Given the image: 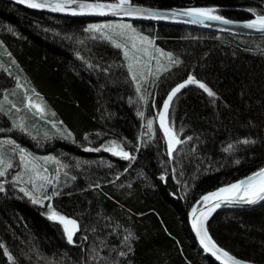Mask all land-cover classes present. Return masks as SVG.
Returning <instances> with one entry per match:
<instances>
[{
	"label": "trees",
	"instance_id": "trees-1",
	"mask_svg": "<svg viewBox=\"0 0 264 264\" xmlns=\"http://www.w3.org/2000/svg\"><path fill=\"white\" fill-rule=\"evenodd\" d=\"M133 3L163 8L215 5L222 15L237 20L250 18L243 9L264 14V0ZM100 22L48 15L0 0V104L11 108L9 98L17 103L14 93L22 83L44 100L48 121L34 127L25 117L29 131L24 132L13 126L12 116L0 113V140L11 136L33 155H54L66 165L48 186L59 195L37 204L11 179L22 168L19 151L6 147L4 155L12 159V167L0 176L5 182L0 191V264H216L194 241L188 213L204 192L264 166V37L137 24L158 47L181 60L166 70L153 66L147 102L142 104L122 49L102 33L86 30L89 23ZM160 62L164 65L165 57ZM189 74L217 95L196 85L175 95L168 121L182 143L169 156L157 125L153 146L135 147L139 112L153 104L160 108L170 89ZM15 109L12 115L17 117L21 110L14 114ZM53 121L64 135L53 134ZM112 140L131 151L133 161L99 147ZM47 168L55 175L54 161L49 160ZM22 179L27 183V176ZM49 203L78 220L75 243L67 240L59 221L45 215ZM208 227L226 250L264 263V202L217 212ZM5 247L15 260L8 259Z\"/></svg>",
	"mask_w": 264,
	"mask_h": 264
},
{
	"label": "snow or ice",
	"instance_id": "snow-or-ice-1",
	"mask_svg": "<svg viewBox=\"0 0 264 264\" xmlns=\"http://www.w3.org/2000/svg\"><path fill=\"white\" fill-rule=\"evenodd\" d=\"M20 3L27 4L36 9H51L61 13L72 14H108L112 13L117 16L126 17H143L145 15L160 17L164 19H175L177 13L183 12L193 18V22L204 23L207 21H224L225 23L234 24L240 23L239 21L229 20L224 15H221L217 7L218 6H193L187 7L182 10L171 9L170 12L173 15L169 16L166 13H159L150 8H145L141 5L133 3V0H19ZM248 11L255 13L254 18L242 21L248 27L256 29L260 32H264V14H260L256 9H248ZM86 30L92 32L93 35L99 32L102 33V38L111 42L118 49H122L123 57L127 62V70L131 74V79L135 81L136 90L140 93L141 98L147 102V97L141 92V81L148 80L149 76L153 74V60L156 61V68L163 69L164 65L161 64L160 58H167V66L171 68L174 64L181 63L179 57L174 58L172 52H165L163 48L154 45V39L146 35L144 32L138 30L131 21H104L100 23H89L86 26ZM154 53L158 55H154ZM77 55H80L77 53ZM160 72L155 73L159 76ZM11 75V73H9ZM20 78L17 77L19 82ZM155 83V81H153ZM195 84L201 89L205 90L210 96H216L217 93L203 80L198 79L195 75L189 74L186 79L176 83L174 87L167 93V98L163 100V110L158 113L160 128L163 129L164 136L167 138L168 154L171 156L173 150L182 141L177 134L174 127L168 121V113L170 102L173 97L185 88L186 85ZM18 87L25 89V85L18 83ZM38 95V93H37ZM26 106L32 108L37 114H43L45 107L42 103L33 100L25 89ZM5 99H7V93H5ZM16 105L13 103L11 108H4L3 104H0V113H5L8 116H12V124L14 127L21 129L24 132H28L29 129L25 124L23 118H17L12 115V108ZM141 116L143 112L139 113ZM53 126L55 122L53 121ZM148 128L153 129V120L148 119ZM57 133L60 135L65 134L64 129H57ZM183 131V129H180ZM49 133H45V136ZM69 138H72L70 130L67 131ZM87 136V133L85 134ZM187 140H191V137H185ZM244 143H249L248 138H244ZM8 145H11L10 151L15 153L19 151V161L21 171L12 175L11 179L18 182L16 186L21 187L28 197L37 204H45L46 201H51L52 197L59 195L55 189H48V186L53 184L58 177L62 167H66L62 162L54 155L46 157L35 156L22 148L11 136H6L0 140V176L8 175V170L12 167V159L5 157L4 152ZM100 148L107 147L109 152L114 153L116 156L132 159L133 153L128 151L122 143L117 140L102 143ZM137 148L139 145L136 146ZM228 150L232 149V144H229ZM43 160L44 163L40 161ZM51 160L56 164V173L53 175L47 168V162ZM239 162V161H237ZM127 169H125L126 171ZM161 175H164L163 173ZM27 176V183L22 177ZM31 185V188L28 185ZM96 186V185H94ZM5 190V182L0 180V191ZM51 192V195L48 194ZM40 193V195H37ZM264 201V166L259 167L256 171L237 179L234 182L223 184L220 187L215 188L212 191H208L200 196L199 200L193 205L191 209L192 227L195 229L199 242L203 246V250L211 253L223 264H252L251 261L239 259L231 251L222 247L211 235L207 221L212 216L213 212L221 206L223 202L230 203H249L255 204L257 202ZM47 215L53 221H59L63 225V230L66 233L67 240L75 243L73 239L75 232L79 228L78 220L64 214L62 211H58L51 203L46 205ZM132 234L129 233L125 237L127 240ZM4 252L7 254L8 259L15 260L13 254L5 247ZM121 256L127 255L126 252H121Z\"/></svg>",
	"mask_w": 264,
	"mask_h": 264
},
{
	"label": "bare ground",
	"instance_id": "bare-ground-1",
	"mask_svg": "<svg viewBox=\"0 0 264 264\" xmlns=\"http://www.w3.org/2000/svg\"><path fill=\"white\" fill-rule=\"evenodd\" d=\"M4 1V0H3ZM6 2V1H5ZM9 3V2H8ZM137 5H141V6H145V7H148V8H150V9H154V10H157V9H166V8H163V7H155V6H151V5H145V4H137ZM187 7H193V6H185V7H168V9H170V8H187ZM236 9H239V8H236ZM217 10H218V12L220 13V10H221V8H218L217 7ZM245 12H248V13H250V18H248V19H252V18H254V13H251L250 11H248L247 9H243ZM47 14V13H46ZM221 14V13H220ZM48 15H51V14H48ZM222 15V14H221ZM53 16H59V15H53ZM60 17H67V18H78V17H68V16H60ZM228 18V17H227ZM83 19H90V20H99V21H102V22H104V21H125V20H128V21H131L133 24H134V26H136L137 27V24H149V25H153V26H157V24H159V25H165V26H179V27H185V28H189V29H193V30H202V31H208V32H212V33H216V34H221V35H231V36H239V37H248V38H257V37H264V36H243V35H237V34H232V33H228V32H220V31H214V30H209V29H204V28H199V27H195V25L194 26H192V25H185V24H175L174 22H172V21H170V22H161V23H159V22H153V21H150V20H139V19H113V18H108V19H105V18H98V19H91V18H83ZM228 19H230V18H228ZM248 19H243V20H239V21H244V20H248ZM230 20H237V19H230ZM155 39H154V45L155 46H157V44L155 43ZM111 43V42H110ZM113 45V44H112ZM165 60H166V63L164 64V70H166L167 68H168V66H167V58L165 57ZM156 64V63H155ZM155 68H156V66H155ZM157 69V68H156ZM155 76V75H154ZM150 77V76H149ZM150 85V83H149V79L148 80H146V83L143 85L142 84V86H141V92H143V94H144V96H146L147 97V88H148V86ZM189 85H195V84H189ZM26 86V85H25ZM187 86V85H186ZM196 86H198V85H196ZM16 88H18V87H16ZM22 89V88H21ZM25 89H27V92L28 93H31V94H37V92L35 91V90H33L32 88H29L28 86H27V88L25 87ZM25 89H22V92H19L20 90L19 89H16V94H18L17 95V99H20L21 97L22 98H24V97H26L25 96ZM135 91H136V95H137V97L138 98H140V100H141V102H142V104H143V102L145 101L144 99H142L141 98V95H140V93H138L137 92V90H136V86H135ZM205 91V90H204ZM206 92V91H205ZM39 96V95H38ZM15 97V96H14ZM40 97V96H39ZM176 96H174L173 97V100L170 102V104L172 103V102H174V98H175ZM166 98H167V96H166ZM40 101H41V103L44 105V100L40 97ZM18 105V104H17ZM19 105H23V104H20V102H19ZM18 105V107L20 108V110H21V113L20 114H22V109H21V107ZM161 106H163V104L161 105ZM160 106V108H158L157 109V105L155 106L154 104L153 105H151V107L150 108H148V109H146V110H144V111H140L139 113H141V112H143L144 113V115L143 116H141L140 114H139V119H140V121H139V125L137 126L136 125V128H135V130H134V136L133 137H135L134 138V145H135V147L137 146V145H139V147H138V149L139 148H144V147H146V146H150V147H152L153 146V144H154V140L153 139H151V137L153 136V137H155V133H156V136H157V131H155V129H154V127L155 128H157V125H158V127L160 128V126H159V124H160V121H159V116H158V118H157V114L160 112V111H162L163 110V107H161ZM27 109V110H25V117H26V120H28V122L32 125V126H34V127H39V126H41L42 124L41 123H45V124H48V121L47 120H45L44 119V114H37V112L36 111H34L32 108H28V107H23V109ZM45 113V112H44ZM150 117V118H152V120H153V129L152 130H150L149 128H148V125H147V122H146V118L147 117ZM156 119H157V121H156ZM50 123V122H49ZM39 124H41V125H39ZM50 125H52L51 127H52V129L53 130H51V131H53V134L55 135L56 133H54L55 131H56V127L55 126H53V123L52 124H50ZM173 126V125H172ZM45 129L48 131V129L45 127ZM161 129V132H162V134H163V137H164V140H165V143H166V148H167V152H168V146H167V138L164 136V133H163V129L162 128H160ZM40 131L42 132V133H44L45 132V130L44 129H40ZM145 138H147L148 139V141L147 142H145ZM143 141H144V143H143ZM104 151H106V150H104ZM174 151V150H173ZM107 152V151H106ZM109 154H112V155H114V156H116L114 153H112V152H108ZM116 157H119V156H116ZM133 157H134V155H133ZM120 158H124V157H120ZM125 160H131V161H133V159H127V158H124ZM250 175V174H249ZM245 177V176H244ZM243 177H241L240 179H242ZM222 186V185H221ZM220 187V186H219ZM214 190V189H213ZM210 191H212V190H210ZM208 192V191H207ZM204 193H206V192H204ZM203 193V194H204ZM203 194H201V195H203ZM200 195V196H201ZM200 196H199V198H200ZM199 198L196 200V202L199 200ZM196 202L193 204V205H195L196 204ZM263 203V202H262ZM193 205L191 206V209H192V207H193ZM260 205V204H259ZM257 207V206H256ZM191 209H190V211H189V213H188V216H189V214L191 213ZM251 209V208H250ZM227 210H236V209H227ZM226 209H224V210H220V211H227ZM220 211H218V212H220ZM217 213V212H216ZM215 213V214H216ZM214 214V215H215ZM214 215H212V217L210 218V220H209V222H208V225H209V223L211 222V220H212V218L214 217ZM189 225V224H188ZM189 230H190V232H191V234H192V236H193V238H194V241L196 242V238H195V236H194V234L192 233V231H191V229H190V227H189ZM199 248V247H198ZM200 249V248H199ZM201 250V249H200ZM202 251V250H201ZM202 253H203V251H202ZM204 254V253H203ZM206 255V254H205ZM237 258H239V257H237ZM241 259V258H240ZM213 261V260H212ZM257 263V262H256Z\"/></svg>",
	"mask_w": 264,
	"mask_h": 264
},
{
	"label": "water",
	"instance_id": "water-1",
	"mask_svg": "<svg viewBox=\"0 0 264 264\" xmlns=\"http://www.w3.org/2000/svg\"><path fill=\"white\" fill-rule=\"evenodd\" d=\"M4 1L12 3V4L20 6V7H23V8H26V9H29V10H32V11L43 12V13H47V14H51V15L78 17V18H91V19H98V18L139 19V20H150V21L159 22V23L172 21L175 24H185V25H192V26L195 25V27L197 26L199 28H204V29H209V30H214V31H220V32H228V33L243 35V36H264V32H260L256 29L250 28L246 24L242 23V21H239V20H236V21H239L240 23H234V24L225 23L224 21H207V20L204 23H196V22H193L192 17H190L186 14H183L182 11L175 14L176 15L175 19H164L163 16L155 17V16H148V15H145L143 17H126V16H117V15L112 14V13H108V14H72V13H61L58 11H53L51 9L32 8L27 4L20 3L19 0H4ZM143 7H145V6H143ZM145 8H148V7H145ZM171 9L182 10L184 8H170V9L166 8V9H157V10L152 9V10L159 12V13H166L169 16H171V15H173V13L170 12ZM262 202H264V201L257 202L255 204H249V203H244V202H241V203L223 202L221 204V206L218 207L213 212L212 215H214L216 212H218L220 210H224V209H226V210L227 209L244 210V209L254 208V207L258 206L259 204H261ZM211 217H209V220ZM209 220L207 221V224H208ZM188 224H189V227H190L192 233L194 234V236L196 238V243H197L198 247L203 251V253L206 254L216 264H223L222 261L218 260L211 253H208V252L203 250V246L199 242V237H197L195 229L192 227V217L190 214L188 216ZM252 264H264V263L252 262Z\"/></svg>",
	"mask_w": 264,
	"mask_h": 264
},
{
	"label": "rangeland",
	"instance_id": "rangeland-1",
	"mask_svg": "<svg viewBox=\"0 0 264 264\" xmlns=\"http://www.w3.org/2000/svg\"><path fill=\"white\" fill-rule=\"evenodd\" d=\"M154 55H158V54H156V53H154ZM155 63H156V61L155 60H153V62H152V64H153V66L155 65ZM135 82V81H134ZM146 83V81L145 80H142L141 81V86H142V84L144 85ZM17 87H18V85H17ZM17 89H19L20 91L19 92H22V89L21 88H17ZM32 98H33V100H35V101H38V102H40L41 103V101H40V97L37 95V94H31V93H28ZM17 95L18 94H16V90H15V93H14V96L17 98ZM10 100H11V102L12 103H14V104H18L19 105V102H20V104H23L22 106L21 105H19L20 107H21V109L23 110L22 111V114H18L17 115V117L18 118H23V119H25V110H27V109H23V107H27L26 106V99H27V97H24V98H20L19 99V101H17V103H16V100L14 99V98H9ZM161 107H163V106H161ZM17 108H19L17 105H16V109H15V113L14 114H16V112H17ZM29 108V107H28ZM43 114H45V113H43ZM15 116V115H14ZM157 118H158V114H157ZM156 121H157V119H156Z\"/></svg>",
	"mask_w": 264,
	"mask_h": 264
}]
</instances>
